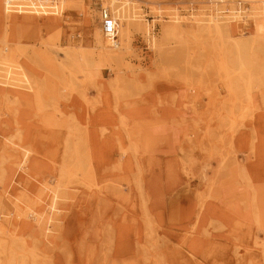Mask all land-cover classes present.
<instances>
[{
  "label": "rangeland",
  "instance_id": "obj_1",
  "mask_svg": "<svg viewBox=\"0 0 264 264\" xmlns=\"http://www.w3.org/2000/svg\"><path fill=\"white\" fill-rule=\"evenodd\" d=\"M108 1L0 4V264H264V0Z\"/></svg>",
  "mask_w": 264,
  "mask_h": 264
},
{
  "label": "bare ground",
  "instance_id": "obj_2",
  "mask_svg": "<svg viewBox=\"0 0 264 264\" xmlns=\"http://www.w3.org/2000/svg\"><path fill=\"white\" fill-rule=\"evenodd\" d=\"M32 1V0H31ZM42 1V2H41ZM105 1V0H104ZM37 2V1H36ZM36 2L34 3L32 1V3L36 4ZM45 2V0H39V2H37L38 6H40V8H42V3ZM59 2V5L63 7V9L65 11H68V10H71L73 8V6L75 5V2L74 0H56V3ZM111 3L112 5V8L113 10L110 9V7L108 8L107 6H102L103 8H106V9H110L111 11H114L115 12V16L113 15V19H114V22H115V26L116 28L120 27V24H121V21H122V17L124 16L125 12H126V9L124 7V5L126 3H123L120 2L119 0H110L108 1ZM224 0H210V3L211 5V8H207L209 10L208 13H204V15H207L204 19H201V21H199V23L201 22L204 26L201 27V28H206V29H212V32L214 33L213 30H216L219 32V30L223 27V25H225V22L227 21H231V20H236V21H243L244 18H240V15L239 14H236V13H239V9L237 11V7L236 9L235 8H232L231 7H227V8H223V7H220L219 3H223ZM0 4L2 5L3 7V10H8L9 8H11V6L9 5V3L6 2V0H0ZM108 4V3H107ZM131 4V3H130ZM127 5V4H126ZM129 7V6H128ZM132 8V7H130ZM109 10V11H110ZM129 10V9H128ZM132 13V15L134 14L133 10L130 9L129 13ZM229 14H228V13ZM233 12V13H232ZM113 13V12H112ZM129 15V14H128ZM131 15V14H130ZM177 17V16H176ZM130 18V17H129ZM128 18V19H129ZM194 18V17H193ZM130 19H134V18H130ZM129 19V20H130ZM136 19V18H135ZM134 19V20H135ZM251 19L253 20L254 22V32L260 28L261 30H264V8H259L257 7L256 10L254 12H252V15H251ZM128 21V20H127ZM126 21V22H127ZM125 22V20H124ZM135 22L137 23V20H135ZM139 22V21H138ZM195 22V21H194ZM130 23V22H129ZM140 23V22H139ZM132 24H133V21H132ZM141 24V23H140ZM175 24V22L173 23ZM139 26V25H138ZM142 27V26H141ZM175 27V26H174ZM179 27V26H178ZM177 28V27H176ZM140 29V27H139ZM144 29V28H143ZM172 29V28H171ZM146 30V29H145ZM174 31V30H173ZM165 33H168L170 34L171 31L169 30H166ZM216 34V33H214ZM264 34V33H263ZM262 34V35H263ZM220 35V34H219ZM264 37V36H262ZM98 47V46H97ZM24 161L22 164H24V162L27 160L28 158V151L25 150V153H24ZM52 195H51V198H50V202H49V213L53 214L54 211L57 210V203L59 201V199L63 198L61 196V194L57 191V190H52ZM26 213V212H25ZM19 215V214H17ZM27 216H31L33 217V219L36 221V222H44L45 224H48V223H51L52 221V216H43L41 215L40 213H37L36 211L32 210V211H27L26 213ZM50 225V224H49ZM47 231H49V227L47 228L46 226V229ZM44 230V231H45Z\"/></svg>",
  "mask_w": 264,
  "mask_h": 264
},
{
  "label": "built area",
  "instance_id": "obj_3",
  "mask_svg": "<svg viewBox=\"0 0 264 264\" xmlns=\"http://www.w3.org/2000/svg\"><path fill=\"white\" fill-rule=\"evenodd\" d=\"M32 1L35 3L37 0H32ZM32 1L31 0L30 1L6 0V2L9 3V5L13 9L12 11H14V12H20V11H22V12H34L33 11L34 9L42 10L40 8V6H38L37 4H35V6H33L32 3H30ZM50 1H51V6H46V8L48 10H50L49 13H53V11L56 9V6H57V5H55L56 0H50ZM238 5H239V7H241V5H242L241 0L238 2ZM53 14L56 15V13H53ZM99 17L101 19V30H102V33L104 34V36L107 38L116 37V33H117L116 26H115L116 24L114 22V19L112 17L111 12L108 9L103 8L101 6L99 9Z\"/></svg>",
  "mask_w": 264,
  "mask_h": 264
}]
</instances>
